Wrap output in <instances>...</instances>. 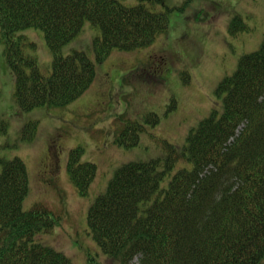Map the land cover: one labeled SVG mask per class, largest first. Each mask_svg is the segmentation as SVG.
<instances>
[{
	"label": "trees",
	"instance_id": "trees-1",
	"mask_svg": "<svg viewBox=\"0 0 264 264\" xmlns=\"http://www.w3.org/2000/svg\"><path fill=\"white\" fill-rule=\"evenodd\" d=\"M172 11L167 0H0V39L16 86V112L10 117L77 100L96 80V61L114 50L154 48L168 31ZM236 13L231 28L237 33L250 29L251 16L260 28L258 14ZM87 21L100 30L93 42L95 61L77 49L63 56L61 48ZM29 28L40 29L50 50L51 61L43 67L28 52ZM158 55L162 74L171 55L168 50ZM217 92L224 93L222 110L192 128L180 150L165 141L167 159L128 160L90 204V233L111 264H264V38L239 58ZM82 106L98 104L76 107ZM150 114L148 122L157 124L159 116ZM125 125L117 142L137 146L143 124ZM32 127L23 132L29 141L36 136ZM85 154L80 146L73 148L66 170L80 195L89 197L99 169ZM51 157L40 169L44 183L52 161L58 169ZM179 160L183 166L176 168ZM0 163V264H77L42 240L60 216L41 200L25 208L31 190L25 161L11 153Z\"/></svg>",
	"mask_w": 264,
	"mask_h": 264
},
{
	"label": "rangeland",
	"instance_id": "rangeland-1",
	"mask_svg": "<svg viewBox=\"0 0 264 264\" xmlns=\"http://www.w3.org/2000/svg\"><path fill=\"white\" fill-rule=\"evenodd\" d=\"M167 3L173 10L169 15L170 28L158 37L155 47L128 54L114 50L102 62L96 61L94 84L65 107L41 106L21 116L10 117L16 112L12 100L15 78L0 39V158L6 159L13 153L25 161L31 175V190L25 208L41 200L60 216L59 225L42 240L62 250L77 264H111L112 259L90 233L87 214L90 204L96 195L105 192L116 170L128 160L167 159L170 147L165 146V139L175 143L177 149L184 145L192 127L214 110H222L224 93L219 95L217 92L219 83L233 73L239 58L255 51L264 38V9L257 12L260 13V28L252 16L246 18L250 29L245 26L237 33V28H231L233 14L242 10L248 13L246 15H256L254 8L264 6V0H167ZM98 35L99 28L87 21L82 32L65 44L60 53L67 56L77 49L95 61L93 42ZM28 36L37 43L33 53L38 57L39 65L49 64L51 55L45 47V37L32 30ZM242 42L243 48L246 44L248 48L241 49ZM165 50L173 58L166 71L159 74L155 62L158 54ZM171 98L175 100L172 105L168 103ZM83 102L90 107L98 104V107H76ZM135 111L143 113L133 117L144 125L140 142L134 147L120 145L116 132L122 121L132 119ZM150 113L159 116L157 124L148 122ZM31 121L36 122L31 130L37 125V141L35 138L29 141L23 136ZM53 136L57 139L55 142H61L62 152L57 146L49 148ZM106 136H110L109 145H106ZM79 146L83 152L92 153L89 159L99 169L89 197L80 195L66 171L72 147ZM48 149L55 159L60 154V164L56 169V163L52 161L50 169L47 168L51 175L45 177L44 183L40 169L47 162ZM188 164L192 166V162ZM182 165L183 161L179 160L176 168ZM1 166L0 163V169ZM51 179L54 184L48 181Z\"/></svg>",
	"mask_w": 264,
	"mask_h": 264
}]
</instances>
